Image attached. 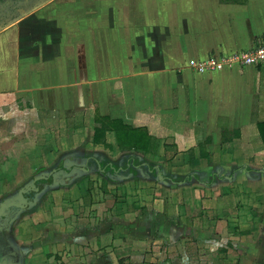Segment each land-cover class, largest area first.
<instances>
[{
  "label": "crops",
  "instance_id": "obj_1",
  "mask_svg": "<svg viewBox=\"0 0 264 264\" xmlns=\"http://www.w3.org/2000/svg\"><path fill=\"white\" fill-rule=\"evenodd\" d=\"M21 13L0 27V210L27 205L0 264H264V64L193 67L264 44V0Z\"/></svg>",
  "mask_w": 264,
  "mask_h": 264
},
{
  "label": "built area",
  "instance_id": "obj_2",
  "mask_svg": "<svg viewBox=\"0 0 264 264\" xmlns=\"http://www.w3.org/2000/svg\"><path fill=\"white\" fill-rule=\"evenodd\" d=\"M240 64L241 66H256L264 64V44L258 45L254 50L246 53H238L233 56L217 58L210 56L204 61L193 62V67L201 74L219 72L228 65Z\"/></svg>",
  "mask_w": 264,
  "mask_h": 264
},
{
  "label": "flooded vegetation",
  "instance_id": "obj_3",
  "mask_svg": "<svg viewBox=\"0 0 264 264\" xmlns=\"http://www.w3.org/2000/svg\"><path fill=\"white\" fill-rule=\"evenodd\" d=\"M42 0H0V27L21 17L22 10H29Z\"/></svg>",
  "mask_w": 264,
  "mask_h": 264
},
{
  "label": "water",
  "instance_id": "obj_4",
  "mask_svg": "<svg viewBox=\"0 0 264 264\" xmlns=\"http://www.w3.org/2000/svg\"><path fill=\"white\" fill-rule=\"evenodd\" d=\"M24 193L26 192L24 191L23 194H21L20 202L8 203L2 208V210H0V236H2L3 239H5V235L12 220L20 211L26 208L27 204L24 199Z\"/></svg>",
  "mask_w": 264,
  "mask_h": 264
},
{
  "label": "trees",
  "instance_id": "obj_5",
  "mask_svg": "<svg viewBox=\"0 0 264 264\" xmlns=\"http://www.w3.org/2000/svg\"><path fill=\"white\" fill-rule=\"evenodd\" d=\"M244 2H246V0H222V3H224V4H229V3H244ZM107 121H109L110 122V125H112V127L116 124L115 122H111V120H109V119H107ZM117 124L119 125V126H117ZM116 124V127H117V129L116 130H120V129H122V130H129L128 128H126V127H124L121 123L119 124V123H117ZM97 132H99V130L97 131ZM138 147V146H137Z\"/></svg>",
  "mask_w": 264,
  "mask_h": 264
}]
</instances>
